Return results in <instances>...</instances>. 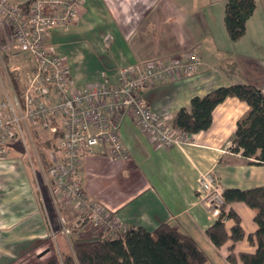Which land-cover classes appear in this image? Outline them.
<instances>
[{
	"label": "crops",
	"instance_id": "obj_1",
	"mask_svg": "<svg viewBox=\"0 0 264 264\" xmlns=\"http://www.w3.org/2000/svg\"><path fill=\"white\" fill-rule=\"evenodd\" d=\"M225 2L85 0L77 20L68 28H51L47 42L57 54L65 57L70 80L77 87L104 79L114 85L119 82L122 67L143 66L156 58L169 61L185 58L191 52L198 53L201 65L194 75L156 81L143 90L152 109L171 123L181 107L190 108L193 96H203L219 86L254 83L264 92V68H261L264 67V3L256 0L245 34L239 40L230 41L234 46L247 45L242 48L246 61L238 64L235 71L228 52L217 41L219 34L229 37L224 22ZM2 20L0 16V43L3 45L11 29L9 26V32ZM250 49H255L262 57H256ZM8 50L0 48L1 95L13 89L11 72L20 74L23 80V72L18 70L29 66L26 59L19 58L12 67ZM249 110L246 101L228 96L215 106L208 129L188 136L184 143L170 146L151 139L132 116L126 114L119 129L129 159L113 158L107 145H99L84 153L75 177L88 199L112 211L123 228L135 225L153 231L162 223H170L191 235L206 254L208 247L226 264H232L227 259L232 242L229 240L217 247L206 233L217 219L197 197L196 187L198 178L208 171L214 172L224 190L264 184V164L245 157L242 150L232 149L237 122ZM11 161H14L10 165L13 169L0 170V263L3 264L25 257L32 249L38 255L41 251H50L46 246L52 239L49 235L52 219L47 204L34 190L24 160L19 157ZM231 206L241 216L245 231L243 239L235 243V251L252 252L256 247L250 243L248 235L257 229L256 210L244 202ZM224 223L230 231L234 220L227 217ZM62 237L68 240L65 235ZM54 243L56 245V241Z\"/></svg>",
	"mask_w": 264,
	"mask_h": 264
},
{
	"label": "built area",
	"instance_id": "obj_2",
	"mask_svg": "<svg viewBox=\"0 0 264 264\" xmlns=\"http://www.w3.org/2000/svg\"><path fill=\"white\" fill-rule=\"evenodd\" d=\"M85 0H26L12 3L0 0V15L8 22L14 48L27 52L33 67L26 73L21 94L0 91V153L16 137L26 141L28 123L41 125L53 133L59 127L62 157L50 175L64 198L76 202L82 211L88 208L91 234L99 235L123 229L119 218L99 203L91 202L75 177L81 168L85 152L107 145L113 158L129 159L127 147L120 134V121L126 114L142 131L159 144L175 145L187 141L188 135L152 109L143 90L156 81L194 75L200 68V56L191 52L185 58L169 61L156 58L143 66L120 69L117 84L107 79L85 87L70 80L68 64L48 44L51 28H68L77 20ZM196 194L207 211L216 219L226 220L224 188L214 172L203 173L197 181ZM69 230H67L68 232Z\"/></svg>",
	"mask_w": 264,
	"mask_h": 264
},
{
	"label": "trees",
	"instance_id": "obj_3",
	"mask_svg": "<svg viewBox=\"0 0 264 264\" xmlns=\"http://www.w3.org/2000/svg\"><path fill=\"white\" fill-rule=\"evenodd\" d=\"M255 8L256 0H226L224 22L232 40H239L245 34L247 21ZM11 75L17 93L21 94L20 74L11 72ZM228 96H236L250 106L248 114L237 122L232 149L242 150L245 157L264 164V92L254 83L223 85L203 96H193L190 108L181 107L171 124L188 136L208 129L215 106ZM41 130L46 131L39 124L34 127V139H41ZM46 132L47 136L40 141L41 147L62 149L58 142L63 134L61 127L56 132ZM40 158L50 172L55 164L51 155L42 152ZM224 196V213L234 220V224L228 231L223 219L219 218L206 233L217 247L229 240L232 242L227 256L232 264H264V184L245 189L226 188ZM235 202H244L256 210L257 229L248 235L250 243L256 247L252 252L235 251V243L245 236L241 216L231 206ZM73 233L67 237L66 249L54 250L44 264H211L198 242L170 223H162L153 231L131 225L121 230L92 234L95 237L91 238L76 237Z\"/></svg>",
	"mask_w": 264,
	"mask_h": 264
},
{
	"label": "rangeland",
	"instance_id": "obj_4",
	"mask_svg": "<svg viewBox=\"0 0 264 264\" xmlns=\"http://www.w3.org/2000/svg\"><path fill=\"white\" fill-rule=\"evenodd\" d=\"M11 2L16 3L13 1ZM262 2L264 3V0H262ZM263 3H260V5H262ZM220 5L222 6V4ZM0 16L2 17V15ZM2 21L4 25H6L9 29L8 22L4 18ZM225 37L219 34L217 37V41H219L220 46L225 51L228 52L227 55L229 56V59L231 58V62L235 66V71H237L238 64H241L242 62L244 63L246 61L247 57H245L244 55L245 53L244 51H242V48L247 47V45H244L245 44L244 43L241 46H234V44L230 43V41H234V40L232 39L230 40V38L226 36V34ZM0 48L3 49L6 48L7 50L9 49L8 53L10 57L8 59V62H11L12 67L14 65H17L16 63H18L19 61L17 59L19 58H23L24 60L26 59L25 61L28 63L29 66H24L23 68L18 70L21 73L23 72L22 73L23 80H21L22 90H23L25 86L26 73L29 70H31L33 67V61L31 63L32 59L30 58V55H28L27 52L14 48L12 35H10V37L7 38L6 43H4L3 45L2 43H0ZM250 52H252V54H254L256 57H262L261 53L255 51V49L252 50L250 49ZM0 59H1V55H0ZM256 65L259 64L256 63ZM2 66H3V62L0 63V68ZM13 91L17 92L15 86H13V89L10 90V93H12ZM34 127L35 125L28 123L29 133L26 136V141H24L20 137H16L13 141H11L10 143H8L3 147L4 152L0 153V162L2 160H6V162L5 161L2 162V165H0V170L7 171L11 167H14V166H10L11 163L14 162L11 160H14L19 157L24 160L23 163L27 171V176L29 173L31 177V181L33 183V188L39 193V195H41L42 199L47 204L46 208L48 209V215L50 219H52L51 229L49 234L51 235L52 239L51 242L48 243L46 246V247H51L52 249L45 253L41 251L39 255L37 253H34L33 252L34 249H32L31 251H29V253L27 252L26 256L25 257L23 256V258L15 259L13 261L10 259L11 261L8 264H44L54 250L55 251L57 249L62 250L63 247L65 248V244L67 245L68 240L63 239L62 235L68 237L74 232L73 235L76 237H80V236L86 237L87 235L85 234L91 235V236L88 235V238L95 237L90 232L93 229L89 225V218L87 214L88 208L82 211L81 208L76 206V202L72 201L70 198H64L63 194H61V192L55 186V183L53 182V178L50 177L51 175L50 176L48 175V173L50 174V172L47 171V167L43 164L40 158V154L42 152H45L48 155L54 152L58 160L57 162H60L62 149L60 148L59 150H55L56 149L55 147L42 148L40 145V141L42 138H45V136H47L48 133L44 130L43 131L41 130L42 132H40L39 135L41 136V139L40 140L38 138L34 139L33 138ZM11 181H14V179H12ZM67 230L69 231L67 232ZM74 230H76V232ZM55 241H56V245L54 243ZM206 250L211 264H226V262L222 258H219L218 255L212 252L210 249H208V247H206ZM3 263L4 262H1L0 264Z\"/></svg>",
	"mask_w": 264,
	"mask_h": 264
}]
</instances>
